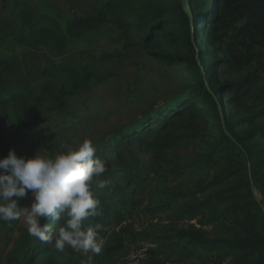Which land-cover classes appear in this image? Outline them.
Instances as JSON below:
<instances>
[{
	"label": "trees",
	"instance_id": "obj_1",
	"mask_svg": "<svg viewBox=\"0 0 264 264\" xmlns=\"http://www.w3.org/2000/svg\"><path fill=\"white\" fill-rule=\"evenodd\" d=\"M10 1L15 21L23 30L18 40L27 45H62L67 37L96 28L105 21L108 13H112L118 29L133 35L152 59L166 66L184 65L189 84L179 94L176 105L159 110L158 120L147 117L139 130L114 141L111 144L115 150L114 164L126 171L122 177L144 182L145 177L133 170L122 145L138 144L152 152L153 156L144 169L155 173L161 168L165 151L173 149L189 135L205 134L212 126L210 120L215 121L217 134L203 160L213 164L222 156L220 171L193 190H166L163 204L144 210L150 216L156 212L169 213L166 219L175 225L169 228L171 234L161 240L169 249L182 248L185 258L197 260L204 252L209 255L211 264H264L262 210L248 178L239 183L230 182L232 178L243 176V164L238 157L246 155L254 187L261 194L264 206V176L253 165L254 156L264 152V106L250 111L239 121L233 120L231 115V109L244 99L254 95L264 98V0H189L191 24L178 0H99L94 13L69 19L64 30L51 23L47 15L34 20L30 3ZM210 37L213 41L208 39ZM216 45L219 47L214 48ZM19 68L15 57L0 53V110L9 103L21 105L28 113L33 104L59 108L65 105L66 97L111 76L93 64L81 68L57 64L51 70H44L46 76L55 80L45 81L37 92L16 87L3 97L8 85L4 74L16 73ZM245 68L248 71L242 78L223 79L229 69L242 71ZM217 102L222 110L224 127L236 143L221 127ZM259 119L261 122L257 123ZM242 123L249 127L239 132L237 127ZM95 196L101 202L99 215L89 218L85 224L102 225L98 232L99 239L103 240L99 254L76 256V250L70 246L59 252L51 247L52 244L34 238L22 258L11 257L6 264H103L110 254L122 250L125 243L120 233L104 227L110 211L120 206L133 209L130 200L106 193H96ZM173 202H178L179 206L172 208ZM64 219H49L47 222L55 230ZM184 221L191 223L178 229L176 225ZM208 225L219 227L226 235L208 234L203 229ZM157 253L151 252L152 264H167L156 258Z\"/></svg>",
	"mask_w": 264,
	"mask_h": 264
},
{
	"label": "rangeland",
	"instance_id": "obj_2",
	"mask_svg": "<svg viewBox=\"0 0 264 264\" xmlns=\"http://www.w3.org/2000/svg\"><path fill=\"white\" fill-rule=\"evenodd\" d=\"M24 1L33 7L34 20L47 15L51 23L64 30L69 19L94 13V6L99 0ZM10 2L0 0V53L15 57L20 68L16 73L4 74L8 85L3 97L8 96L10 90L16 87H27L37 92L45 81L55 80L46 76L44 70H51L57 64L77 68L93 64L109 72L111 76L104 82L93 83L79 93L66 97L65 105L59 108H51L48 104H33L28 113L21 105L9 103L4 110H0V158L6 156L9 149L26 158L37 152L54 156L64 149V145L75 147L84 139H91L98 150L97 155L106 161L108 171L103 178L109 180L104 189L93 185V194L106 193L115 198L124 197L130 200L133 207L126 209L120 206L109 212V220L104 229L117 231L121 239L126 236L127 241L122 240L125 247L110 254L103 264H123L137 248H147L150 254L147 264H152L151 252H159L156 258H161L167 264H211L208 254L202 252L199 259L192 260L184 257V251L180 247H174L175 251L167 255L161 237L170 235L169 228L175 224L166 219L169 213L165 211L150 216L144 209L163 204L166 190H193L220 171L222 156L213 164H207L203 160L210 142L217 134L215 121L210 120L209 125L212 126L205 134L201 133L196 137L189 135L173 149L165 151L160 162L161 168L155 173L144 169L153 156L152 152L138 144L122 145L133 170L145 177L144 182L122 177L126 171H121L114 164L115 150L111 148V144L117 139H123V136L139 130L147 117L158 120L159 110L176 105L179 94L189 84L184 65L166 66L152 59L133 35L118 29L112 13H108L105 21L96 28L67 37L62 45H27L18 40L23 30L15 21ZM208 39L213 41V37ZM256 46L262 48L260 45ZM218 47L216 45L214 48ZM247 71L248 68L242 71L229 69L223 79H240ZM262 106L264 98L254 95L235 105L231 109V115L233 120L239 121L248 116L250 111ZM260 122L261 119L257 120V123ZM180 125L182 126V122ZM248 127L249 125L242 123L237 129L240 132ZM238 158L243 164V176L232 178V183L246 181L248 178L247 160L243 155ZM253 165L264 176V152L254 156ZM253 194L256 199L259 198L255 191ZM32 199L27 196L19 200L18 205L30 207ZM171 206L176 208L179 203L173 202ZM189 223L191 222L184 221L176 227L181 229ZM203 229L212 236L226 235L215 225L204 226ZM33 239L28 234L24 217L13 221L11 227L0 221V264H6L14 256L22 258ZM51 247L55 248L54 242ZM162 250L166 252L163 253ZM76 252V256L91 255L79 250ZM180 252H183L182 257H178Z\"/></svg>",
	"mask_w": 264,
	"mask_h": 264
},
{
	"label": "clouds",
	"instance_id": "obj_3",
	"mask_svg": "<svg viewBox=\"0 0 264 264\" xmlns=\"http://www.w3.org/2000/svg\"><path fill=\"white\" fill-rule=\"evenodd\" d=\"M91 139L78 145H64L54 156L37 152L31 157L18 156L13 149L0 158V221L12 226L25 218L28 234L63 252L66 246L82 253L99 254L103 240L98 232L102 225H86L85 221L99 215L101 202L92 186L104 189L109 180L106 161L97 155ZM31 196L30 207L18 201ZM64 223L54 230L49 219ZM41 220L44 222L41 223Z\"/></svg>",
	"mask_w": 264,
	"mask_h": 264
},
{
	"label": "water",
	"instance_id": "obj_4",
	"mask_svg": "<svg viewBox=\"0 0 264 264\" xmlns=\"http://www.w3.org/2000/svg\"><path fill=\"white\" fill-rule=\"evenodd\" d=\"M179 1V4L181 5L182 7V10L183 12L187 15L188 19H189V22L191 24L192 22V12H191V9H190V4H189V0H178ZM198 62V61H197ZM198 64L200 65V63L198 62ZM214 99H216V97L214 96V94L212 93ZM217 108H218V113H219V120H220V124H221V127L222 129L224 130L225 134L232 139L233 142L236 143V141L231 137V135L226 131L225 127H224V120H223V116H222V110H221V107L219 105V103L217 102ZM239 148L241 149V146H239ZM246 157V155H245ZM247 162V171H248V180H249V183H250V188L252 191H255L257 194H258V199H257V203L259 204L261 210H262V213L264 215V206L263 204L261 203V194L258 192V190L254 187V183H253V180H252V175H251V168H250V163L249 161H246Z\"/></svg>",
	"mask_w": 264,
	"mask_h": 264
},
{
	"label": "built area",
	"instance_id": "obj_5",
	"mask_svg": "<svg viewBox=\"0 0 264 264\" xmlns=\"http://www.w3.org/2000/svg\"><path fill=\"white\" fill-rule=\"evenodd\" d=\"M149 256L150 254L147 248H137L123 264H142L143 262L149 261Z\"/></svg>",
	"mask_w": 264,
	"mask_h": 264
},
{
	"label": "crops",
	"instance_id": "obj_6",
	"mask_svg": "<svg viewBox=\"0 0 264 264\" xmlns=\"http://www.w3.org/2000/svg\"><path fill=\"white\" fill-rule=\"evenodd\" d=\"M122 240H126L127 241V237L126 236H124V238L122 239ZM163 247H165L166 249H167V255H169L170 254V252H174L175 250H173V248L172 249H170V250H168V248L163 244ZM162 252L163 253H165L166 251L164 250H162ZM183 253V252H182ZM182 253L180 252V254H179V256L178 257H182ZM166 259H167V256H164ZM170 257H175V256H170ZM143 264H147V262H143Z\"/></svg>",
	"mask_w": 264,
	"mask_h": 264
}]
</instances>
